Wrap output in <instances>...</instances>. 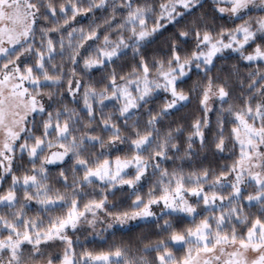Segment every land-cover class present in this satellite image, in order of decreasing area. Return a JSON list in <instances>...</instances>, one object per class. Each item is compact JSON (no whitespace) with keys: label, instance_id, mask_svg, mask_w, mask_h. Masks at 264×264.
Returning <instances> with one entry per match:
<instances>
[{"label":"snow or ice","instance_id":"6c2138e0","mask_svg":"<svg viewBox=\"0 0 264 264\" xmlns=\"http://www.w3.org/2000/svg\"><path fill=\"white\" fill-rule=\"evenodd\" d=\"M0 264H264V0H0Z\"/></svg>","mask_w":264,"mask_h":264}]
</instances>
